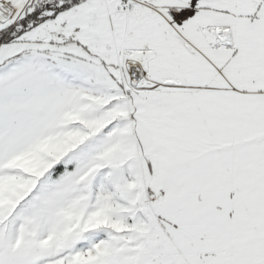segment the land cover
Here are the masks:
<instances>
[{
    "label": "snow or ice",
    "instance_id": "obj_1",
    "mask_svg": "<svg viewBox=\"0 0 264 264\" xmlns=\"http://www.w3.org/2000/svg\"><path fill=\"white\" fill-rule=\"evenodd\" d=\"M0 264H264V0H0Z\"/></svg>",
    "mask_w": 264,
    "mask_h": 264
}]
</instances>
